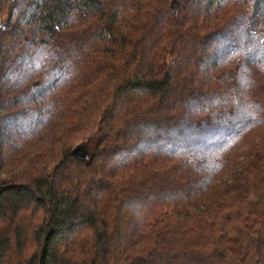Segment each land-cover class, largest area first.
Instances as JSON below:
<instances>
[{
	"label": "trees",
	"instance_id": "obj_1",
	"mask_svg": "<svg viewBox=\"0 0 264 264\" xmlns=\"http://www.w3.org/2000/svg\"><path fill=\"white\" fill-rule=\"evenodd\" d=\"M172 1L0 3V264H264V0Z\"/></svg>",
	"mask_w": 264,
	"mask_h": 264
},
{
	"label": "water",
	"instance_id": "obj_2",
	"mask_svg": "<svg viewBox=\"0 0 264 264\" xmlns=\"http://www.w3.org/2000/svg\"><path fill=\"white\" fill-rule=\"evenodd\" d=\"M178 5L179 3L176 0H173L171 3V7L173 8L174 11H177ZM72 153L73 155L79 156L82 159H88L90 157L91 152L89 149V145L86 142L76 146V148L73 149Z\"/></svg>",
	"mask_w": 264,
	"mask_h": 264
},
{
	"label": "built area",
	"instance_id": "obj_3",
	"mask_svg": "<svg viewBox=\"0 0 264 264\" xmlns=\"http://www.w3.org/2000/svg\"><path fill=\"white\" fill-rule=\"evenodd\" d=\"M4 1H8V0H0V3L4 2Z\"/></svg>",
	"mask_w": 264,
	"mask_h": 264
}]
</instances>
